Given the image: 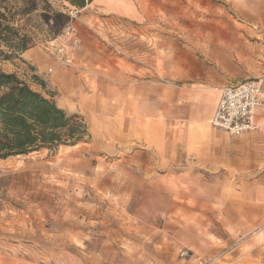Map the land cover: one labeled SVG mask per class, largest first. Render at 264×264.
Here are the masks:
<instances>
[{
  "label": "rangeland",
  "instance_id": "1",
  "mask_svg": "<svg viewBox=\"0 0 264 264\" xmlns=\"http://www.w3.org/2000/svg\"><path fill=\"white\" fill-rule=\"evenodd\" d=\"M50 2L66 7L76 29L85 28L82 45L102 60L103 73L97 76L105 80L119 68L114 60H131L126 54L133 49L138 56L150 55L156 45L165 65L191 60L203 69L208 65L203 55L207 30L220 26L221 14L233 15L222 0H96L85 9ZM32 18L27 29L34 32V46L45 47L50 40L46 26ZM30 67L21 55L0 58V69L15 72L49 98L31 81L34 71L61 105L63 92L50 84L45 71ZM175 70L184 71L166 67ZM66 98L71 102L66 112L86 120L89 141L54 153L0 159V264H264V223L236 234L221 227L210 207L236 198L231 188L224 197L216 195L218 172L190 163L163 166L157 156L131 162L134 148L147 151L141 140L128 132L109 136L96 131L94 115L76 109L77 96ZM179 175L186 177L180 180Z\"/></svg>",
  "mask_w": 264,
  "mask_h": 264
},
{
  "label": "crops",
  "instance_id": "2",
  "mask_svg": "<svg viewBox=\"0 0 264 264\" xmlns=\"http://www.w3.org/2000/svg\"><path fill=\"white\" fill-rule=\"evenodd\" d=\"M222 1L233 15L221 14L220 26L207 30L203 55L208 65L203 69L193 66L191 60H185V65L177 60L165 65L163 50L156 45L146 56H138L134 49L126 52L131 60H114L119 68L109 71L108 80L102 79L97 76L102 72V60H95L82 45L83 27H77L79 46L71 67L57 65L44 45L25 50L21 58L36 72L45 71L50 84L63 92L58 96L60 108L70 110L66 95H75L78 112L91 113L98 121L96 131L109 136L128 132L141 140L140 147L147 151L134 148L131 162L141 158L143 163L157 156L163 166L190 163L218 172L216 195L224 197L231 188L236 198L210 207L220 216L223 229L242 234L264 223V104L256 112V131L232 136L213 129L208 121L220 89L246 78L262 81L260 100L264 103V0ZM169 64L184 71H166ZM166 77L189 82L171 85L164 81ZM260 233L264 238V230Z\"/></svg>",
  "mask_w": 264,
  "mask_h": 264
},
{
  "label": "trees",
  "instance_id": "3",
  "mask_svg": "<svg viewBox=\"0 0 264 264\" xmlns=\"http://www.w3.org/2000/svg\"><path fill=\"white\" fill-rule=\"evenodd\" d=\"M61 1L82 9L93 0ZM65 8L54 6L50 0H0V58L20 59L25 50L35 45L34 32L27 29L32 16L46 26L49 39L59 35L70 21ZM30 79L50 97L33 90L15 72L0 69V159L41 150L54 153L59 147L89 141L91 135L84 117L57 106L34 71Z\"/></svg>",
  "mask_w": 264,
  "mask_h": 264
},
{
  "label": "built area",
  "instance_id": "4",
  "mask_svg": "<svg viewBox=\"0 0 264 264\" xmlns=\"http://www.w3.org/2000/svg\"><path fill=\"white\" fill-rule=\"evenodd\" d=\"M76 32L75 25L69 21L63 26L59 35L47 42L46 50L57 65H73L75 50L79 46ZM52 71V68L47 70L48 73ZM261 92L262 81L260 79H246L222 87L208 121L210 126L232 136L258 130L256 112L264 104L260 100ZM184 254L185 252H182L181 255Z\"/></svg>",
  "mask_w": 264,
  "mask_h": 264
}]
</instances>
